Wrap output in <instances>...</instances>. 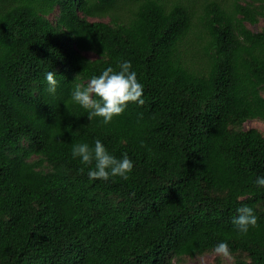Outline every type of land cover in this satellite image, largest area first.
I'll return each mask as SVG.
<instances>
[{
  "label": "trees",
  "instance_id": "16d2710c",
  "mask_svg": "<svg viewBox=\"0 0 264 264\" xmlns=\"http://www.w3.org/2000/svg\"><path fill=\"white\" fill-rule=\"evenodd\" d=\"M259 18L264 0H0V264H179L220 242L232 264H264V135L243 129L264 122ZM122 61L144 104L89 121L71 92ZM97 139L133 162L127 181L73 159Z\"/></svg>",
  "mask_w": 264,
  "mask_h": 264
},
{
  "label": "clouds",
  "instance_id": "9594fccd",
  "mask_svg": "<svg viewBox=\"0 0 264 264\" xmlns=\"http://www.w3.org/2000/svg\"><path fill=\"white\" fill-rule=\"evenodd\" d=\"M131 69L130 61H122L118 64V70L108 67L99 76L91 77L86 85L76 84L71 92L72 102L87 112L89 121L101 118L104 125L120 116L130 102L142 106L144 88L138 82L136 72ZM45 81L47 92L54 95L57 89L56 74L48 71ZM71 155L73 159L79 158L82 165L91 166L94 163V168H89L87 173L90 180L108 182L110 178L120 177L127 181L134 167L126 153L121 159L115 158L107 152L99 139L95 141L94 148L86 143L73 145ZM255 184L257 187H264V177H257ZM237 212L232 223L239 233L247 234L250 227L257 225V217L253 209L247 206L238 208ZM213 254L230 264L234 262L232 251L225 242L218 243Z\"/></svg>",
  "mask_w": 264,
  "mask_h": 264
},
{
  "label": "rangeland",
  "instance_id": "374dc122",
  "mask_svg": "<svg viewBox=\"0 0 264 264\" xmlns=\"http://www.w3.org/2000/svg\"><path fill=\"white\" fill-rule=\"evenodd\" d=\"M196 5V4H195ZM197 6V5H196ZM194 12L193 16V28L192 32H196L198 28V16H199V9H193ZM53 14L50 16V19L53 18ZM90 20H102V21H109V17H103V18H89ZM248 28H250L252 31H259L264 28V18H259V21L255 25L246 24ZM190 37H186L180 47V50L184 52L183 56L185 60L187 61V65L194 69H200L203 62L199 59L200 56L197 55L196 57L190 58V54L188 52L187 45L189 44L190 40L188 39ZM84 55H86L89 58H95L96 55L94 53L90 52H84ZM264 96V92L262 93ZM249 128H256L258 129L263 135H264V122L259 119H253L248 120L245 124H243V129H249ZM179 264H230L228 261H224L221 257H217L213 254V252H206L200 256H196L194 258H183Z\"/></svg>",
  "mask_w": 264,
  "mask_h": 264
}]
</instances>
